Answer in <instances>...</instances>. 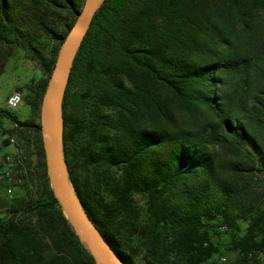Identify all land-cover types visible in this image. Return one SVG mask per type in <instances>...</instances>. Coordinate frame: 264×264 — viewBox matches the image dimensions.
Listing matches in <instances>:
<instances>
[{"label":"trees","instance_id":"1","mask_svg":"<svg viewBox=\"0 0 264 264\" xmlns=\"http://www.w3.org/2000/svg\"><path fill=\"white\" fill-rule=\"evenodd\" d=\"M84 3L0 0V55L41 71L23 89L34 116ZM63 115L75 193L126 264H264V0H102ZM34 116L0 107L1 127L39 133L45 179L37 197L0 195V264H97Z\"/></svg>","mask_w":264,"mask_h":264},{"label":"water","instance_id":"2","mask_svg":"<svg viewBox=\"0 0 264 264\" xmlns=\"http://www.w3.org/2000/svg\"><path fill=\"white\" fill-rule=\"evenodd\" d=\"M102 0H85L82 10L60 48L56 65L41 105V129L47 174L64 214L86 244L97 264H126L88 217L69 178L64 154L63 101L77 53ZM55 126L51 125V113Z\"/></svg>","mask_w":264,"mask_h":264},{"label":"rangeland","instance_id":"3","mask_svg":"<svg viewBox=\"0 0 264 264\" xmlns=\"http://www.w3.org/2000/svg\"><path fill=\"white\" fill-rule=\"evenodd\" d=\"M41 71L38 68L37 63L28 57V54L21 50L15 49L8 51L6 56L2 57L0 55V107H5L7 98L14 92L19 91L23 95V102L21 105L14 109L13 111L18 114L21 120L26 121L31 119L34 116V113L30 109V107L24 101V85L33 77H40ZM21 89V90H20ZM41 114V113H40ZM35 124H41V116H34ZM14 123L8 120H5L0 133V138L2 135H12L17 133L20 138L17 139L20 141L21 147H18L20 153L23 156L25 155V164H28L31 170V181L29 180L27 183L23 185H16L13 187L12 197L9 196L5 190V185L0 187V195L4 194L9 199H14L15 196H33L37 197L43 191L44 177H43V169L39 167V157H38V134L35 130L32 129V138H24L23 134L20 130H15L13 128ZM4 127V128H3ZM41 137L42 130L40 131ZM6 139H0V156L3 157L13 151L16 150L14 146V142H11L9 139V143H5ZM43 140V139H42ZM4 148V151H3ZM20 158L22 156H19ZM13 171L20 170L22 165L10 166ZM256 190L259 189L257 186ZM1 207V206H0ZM2 208V207H1ZM4 209V208H3ZM0 209V210H3ZM228 260H234V254H226Z\"/></svg>","mask_w":264,"mask_h":264},{"label":"built area","instance_id":"4","mask_svg":"<svg viewBox=\"0 0 264 264\" xmlns=\"http://www.w3.org/2000/svg\"><path fill=\"white\" fill-rule=\"evenodd\" d=\"M23 102V95L19 91H14L6 100L5 107L14 110L18 108L21 103ZM17 125H13L12 129H16ZM2 127L0 126V133ZM0 139H11V142H14V146L18 145L20 148L21 144L20 141L17 139H22L19 137L17 133L12 135H2ZM20 153L19 148L17 147L15 151L4 155L3 157L0 156V187H3V185L6 184L5 190L9 196L12 197L13 193V187L16 185H23L27 183L29 180L31 181V170L32 168H29L28 164H25V155L23 156ZM19 156H22L21 158ZM22 158L24 160H22ZM22 165V168L20 170L13 171L12 167L10 166H16V165ZM226 230V227L223 228ZM228 260L227 256H222L220 258V261L218 264H224Z\"/></svg>","mask_w":264,"mask_h":264},{"label":"bare ground","instance_id":"5","mask_svg":"<svg viewBox=\"0 0 264 264\" xmlns=\"http://www.w3.org/2000/svg\"><path fill=\"white\" fill-rule=\"evenodd\" d=\"M51 125L54 127L55 126V119H54V114L53 112L51 113Z\"/></svg>","mask_w":264,"mask_h":264},{"label":"crops","instance_id":"6","mask_svg":"<svg viewBox=\"0 0 264 264\" xmlns=\"http://www.w3.org/2000/svg\"><path fill=\"white\" fill-rule=\"evenodd\" d=\"M3 151H4V148H3Z\"/></svg>","mask_w":264,"mask_h":264}]
</instances>
